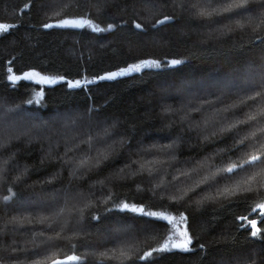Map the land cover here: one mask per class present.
Here are the masks:
<instances>
[{
    "label": "trees",
    "instance_id": "1",
    "mask_svg": "<svg viewBox=\"0 0 264 264\" xmlns=\"http://www.w3.org/2000/svg\"><path fill=\"white\" fill-rule=\"evenodd\" d=\"M0 26V264H264V0H0Z\"/></svg>",
    "mask_w": 264,
    "mask_h": 264
},
{
    "label": "rangeland",
    "instance_id": "2",
    "mask_svg": "<svg viewBox=\"0 0 264 264\" xmlns=\"http://www.w3.org/2000/svg\"><path fill=\"white\" fill-rule=\"evenodd\" d=\"M87 24H88L87 20L80 19V18H78V19H69V20H65V21L59 23V25L69 26V27H82V26L87 25ZM94 29H97V28L94 27ZM3 30H5V27L4 26H0V32H2ZM153 63L154 62L152 60L143 61V62H140L138 64L132 65V66H130L128 68H125L123 70L116 71V72H113L111 74H108L107 77L117 78V77H120V76H125V75L130 74V73L141 72L142 70H144L146 68L155 66V65H153ZM137 66H139V67L137 68ZM129 207L135 209L136 211H141L140 208H136L135 206H129ZM263 212H264V210H263ZM171 218L174 219L177 222V225H178V223H182V221H183L182 217L171 216Z\"/></svg>",
    "mask_w": 264,
    "mask_h": 264
},
{
    "label": "snow or ice",
    "instance_id": "3",
    "mask_svg": "<svg viewBox=\"0 0 264 264\" xmlns=\"http://www.w3.org/2000/svg\"><path fill=\"white\" fill-rule=\"evenodd\" d=\"M165 19H167V18H165ZM137 27H139V25H137ZM97 30H99V29H97ZM181 61H178V60H174V61H172V64H179ZM139 66H137V68H138ZM115 75V74H114ZM257 159H259V157H257V156H253V157H251V159H250V161L249 162H252V161H255V160H257ZM232 169H229V171H231ZM124 207L125 208H127L128 207V205H124ZM135 210V209H134ZM142 211V210H141ZM253 235H255V233H253ZM180 236L182 237V239L181 240H179V242H172L171 243V247L172 248H177V249H181V250H184V251H187V250H189V248H188V245L190 244V239L189 238H187V234H186V232H182V233H180ZM163 248L164 249H168L169 248V245L168 244H165L164 246H163ZM71 259H76V258H71Z\"/></svg>",
    "mask_w": 264,
    "mask_h": 264
},
{
    "label": "water",
    "instance_id": "4",
    "mask_svg": "<svg viewBox=\"0 0 264 264\" xmlns=\"http://www.w3.org/2000/svg\"><path fill=\"white\" fill-rule=\"evenodd\" d=\"M237 168L235 167V168H232V170L231 171H229V172H233V171H235Z\"/></svg>",
    "mask_w": 264,
    "mask_h": 264
}]
</instances>
